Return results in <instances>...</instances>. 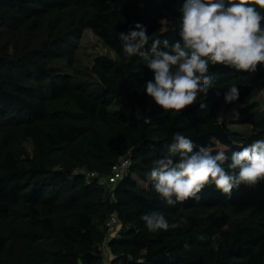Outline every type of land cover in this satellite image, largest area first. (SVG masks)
Instances as JSON below:
<instances>
[{"label":"trees","instance_id":"1","mask_svg":"<svg viewBox=\"0 0 264 264\" xmlns=\"http://www.w3.org/2000/svg\"><path fill=\"white\" fill-rule=\"evenodd\" d=\"M183 2L0 0V264H103L106 239L107 264H264V182L230 198L206 186L199 201L168 205L149 179L175 133L229 158L264 139L262 65L255 73L210 66L212 89L180 113L146 94L154 73L144 57L123 52L118 35L141 23L153 39L179 40ZM86 29L116 53L97 55L87 70L98 85L58 67L73 61ZM232 85L248 134L217 119ZM118 101L123 107L112 108ZM123 158L129 166L113 186L86 175H109ZM151 211L180 226L149 231L141 216ZM112 214L120 224L109 234Z\"/></svg>","mask_w":264,"mask_h":264},{"label":"clouds","instance_id":"2","mask_svg":"<svg viewBox=\"0 0 264 264\" xmlns=\"http://www.w3.org/2000/svg\"><path fill=\"white\" fill-rule=\"evenodd\" d=\"M257 6L264 9V0H184L179 8V40L169 43L167 39H153L141 23L135 24L138 30L129 28L126 33L120 32L118 38L127 56L144 57L154 73L153 79L145 82L146 94L164 111L180 113L212 89L216 74L210 73V66L247 73H255L258 65L264 66V15ZM238 99V87L230 86L225 101ZM217 119L223 122L224 117ZM166 148V154L155 161L149 179L159 198L168 205L188 199L199 201V193L206 186L214 185L230 198L241 185L255 188L264 182V139L240 146L230 158L225 150L213 155L209 148L197 146L179 132L173 134ZM141 219L152 232L180 226L169 224L159 211L146 213Z\"/></svg>","mask_w":264,"mask_h":264},{"label":"rangeland","instance_id":"3","mask_svg":"<svg viewBox=\"0 0 264 264\" xmlns=\"http://www.w3.org/2000/svg\"><path fill=\"white\" fill-rule=\"evenodd\" d=\"M10 51L13 52L12 42L10 43ZM97 55H107L116 57V53L107 47L104 42L96 36L91 29H86L81 38L78 40V46L74 50L73 61H64L58 65L62 72L70 73L77 77H83L90 80L93 84L98 85L99 79L93 74L90 68L93 66L94 59ZM256 100L264 107V88L256 96ZM121 101H118L112 108H122ZM127 113L134 112L131 108H125ZM137 115L145 118V113L140 110L135 111ZM238 112V117L234 113ZM218 115H223L229 127L242 134H248L251 131V124L247 119V115L243 112L242 104L236 100L234 102L223 101L218 110ZM29 151H33L32 144H28Z\"/></svg>","mask_w":264,"mask_h":264},{"label":"built area","instance_id":"4","mask_svg":"<svg viewBox=\"0 0 264 264\" xmlns=\"http://www.w3.org/2000/svg\"><path fill=\"white\" fill-rule=\"evenodd\" d=\"M128 166L129 160L127 158H123L119 162L113 164L111 173L109 175H101L96 171H87L86 175L88 177L97 178L100 184L113 186L123 176ZM77 171L79 170H76V172ZM119 224L120 220L118 219L116 214H112L106 222V225L108 227V233L112 234L116 232V230H118ZM98 249L100 251L103 264H107L112 255L111 247L109 246L107 239L99 245Z\"/></svg>","mask_w":264,"mask_h":264}]
</instances>
